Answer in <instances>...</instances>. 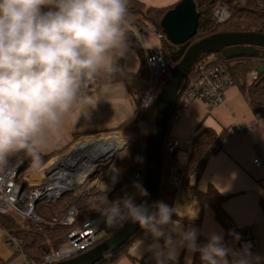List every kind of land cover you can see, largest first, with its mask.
I'll list each match as a JSON object with an SVG mask.
<instances>
[{
    "label": "clouds",
    "instance_id": "obj_1",
    "mask_svg": "<svg viewBox=\"0 0 264 264\" xmlns=\"http://www.w3.org/2000/svg\"><path fill=\"white\" fill-rule=\"evenodd\" d=\"M126 3L0 0V165L19 153L38 164L47 139L60 136L65 116L72 114L77 120L80 112H73L77 101H87L83 109L97 100L85 96V90L99 79L111 84L123 73L118 62L128 51L121 27ZM133 187L140 196L149 195L142 184ZM104 199L107 205L100 211L104 222L113 226L131 221L146 229L152 237L147 250L156 264L175 262L181 248L199 252L201 264L258 260L247 248L230 249L215 232L198 246L197 230H185L174 221V208L163 202L150 211L146 204H136L133 196Z\"/></svg>",
    "mask_w": 264,
    "mask_h": 264
},
{
    "label": "crops",
    "instance_id": "obj_2",
    "mask_svg": "<svg viewBox=\"0 0 264 264\" xmlns=\"http://www.w3.org/2000/svg\"><path fill=\"white\" fill-rule=\"evenodd\" d=\"M140 1L150 6H166L177 2ZM118 63L129 72H136L139 68L138 57L129 47ZM90 97L97 98L95 103L82 109L87 101L77 102L73 107L74 113L80 112L77 120L74 122L72 114L65 116L60 136L47 139L40 158L64 152L81 137L119 131L117 127L128 120L135 109L134 99L121 82L102 85ZM169 125L167 140L177 138L181 143L180 150L168 155L175 157L174 165L185 164L189 139L198 129L209 127L216 132L224 129L230 131L223 150L206 162L196 187L205 191L208 185H213L226 196L223 206L229 216L232 233L216 221L209 205L201 208L196 198L183 189L175 196L173 208L178 216L187 219L174 221H179L185 230L188 227L195 228L197 240L199 236L208 238L213 232L221 234L227 247L234 251L247 248L252 257L258 258L253 264H264V209L260 204L261 200L264 202V167H256L253 163L257 153L264 161V115L256 116L244 95L236 86H232L227 90L224 101L210 108L197 100L189 101L179 118ZM240 128L241 131H235ZM249 233L251 239L240 238V235ZM148 245L144 241L135 243L129 250L135 260L122 258L115 264H156L153 254L147 250ZM193 255L194 252L189 253L187 249L181 248L178 257L182 256L184 262L190 264ZM11 256L12 253L2 252L0 260H7Z\"/></svg>",
    "mask_w": 264,
    "mask_h": 264
},
{
    "label": "trees",
    "instance_id": "obj_3",
    "mask_svg": "<svg viewBox=\"0 0 264 264\" xmlns=\"http://www.w3.org/2000/svg\"><path fill=\"white\" fill-rule=\"evenodd\" d=\"M215 0H196L199 9V18L197 23V32L195 37L191 39V43L196 42L202 38L208 37L214 33H229V32H258L264 34V0H244L245 3H240L239 0H223L229 3L230 16L224 22L215 26L212 18L211 7ZM178 2V1H177ZM175 5V4H174ZM172 5V7L174 6ZM171 6H150L140 0H127L126 8L127 14L147 27L160 28V21L164 14L172 8ZM215 26V27H214ZM126 33L128 40V47L137 55L139 68L136 72H129L123 70V73L119 74L114 83H124L129 94L135 101V109L130 118L122 122L116 130L122 131V134L129 140L133 151H135V143L133 137H138L139 131H143L144 114L146 115L150 108L142 111V96L147 92L149 86V70L145 59L144 52L141 44L135 37L130 29H125L121 25ZM163 56L166 63V73L160 79L158 91L161 89L163 82L168 78L170 69L176 64L177 59H169L166 53L167 46L163 41ZM224 62L227 64L228 71L235 80V86L244 95L248 104L256 114V116L264 115V48H259V53L256 56H241L236 58H225L219 52H205L202 53L196 60L195 64L190 70L188 77L183 80L179 91L182 90L184 84L191 78H195L199 75L200 70L204 67L216 63ZM255 71L256 75L252 80L247 79L249 72ZM108 82L103 79H99L96 83L89 86L85 92V96H92L97 89L102 85H107ZM179 94V93H178ZM77 102H83L78 100ZM174 107V105H173ZM172 107V108H173ZM170 110V113L172 111ZM151 121V120H150ZM149 121V122H150ZM152 126V124H151ZM151 126L148 128V132L151 131ZM170 125L168 123L167 131L162 145L161 165H160V183L156 196V202H163L169 207L173 208V201L177 195V191H171L168 185L165 183L164 173L165 170L173 166L175 157H169L165 152V143L167 142V134ZM144 133V138L147 139L148 133ZM230 136L229 129H224L220 132H216L214 129L204 127L198 129L189 139L190 149L188 151L187 158L184 164V177L182 181V189L190 193L196 198L200 207L209 205L213 211L216 221L224 227L229 233H232L233 229L230 225V219L224 209V202L226 196L218 191L213 185H208L205 191H200L196 187V182L203 174L206 162L210 157L223 150L225 140ZM53 155L41 157L43 162L48 161ZM18 160H22V168L19 180L22 181L23 173L32 166V160L30 157L23 153L16 154L9 158L6 165H0V175L7 171ZM123 168L131 165L130 159L126 158ZM104 168V167H103ZM102 168V169H103ZM94 174L89 181L93 179ZM26 186L27 184L22 181ZM76 194L74 192H66L55 201H49L43 199L39 201L35 206V212L43 219L49 222L57 221L70 207L71 203L75 200ZM81 204L80 201H78ZM261 206L264 209V202L261 200ZM79 219L88 215L93 211L90 200L82 203ZM152 211H155L153 208ZM173 220H186L185 217H180L175 212L172 217ZM0 228H2L6 234L15 238L20 242V250L13 251L12 256L7 260H0V264H18L21 261V257L26 255L30 257L32 261L38 262L44 250H47L45 246H39L43 241L48 240L51 232L45 231L40 227L27 228L19 223L15 217L9 214L0 213ZM167 231V228L165 229ZM116 232V231H115ZM235 232V231H234ZM233 232V233H234ZM144 241L149 244L152 243V237L146 229L140 228L136 233L121 247L109 254L106 258L96 264H115L122 258L134 259L130 253V248L137 242ZM208 238L199 236L197 245L206 244ZM163 243V240H160ZM135 260V259H134ZM168 264H186L179 256L175 262L169 261ZM190 264H201L199 252H194L192 262Z\"/></svg>",
    "mask_w": 264,
    "mask_h": 264
},
{
    "label": "built area",
    "instance_id": "obj_4",
    "mask_svg": "<svg viewBox=\"0 0 264 264\" xmlns=\"http://www.w3.org/2000/svg\"><path fill=\"white\" fill-rule=\"evenodd\" d=\"M244 3V0H239ZM212 18L215 26L227 20L230 16L229 3L223 0H215L211 7ZM125 29H130L141 44L149 70V86L142 97V110L156 108L160 90H157L160 79L166 73V63L163 56V41L167 47L170 42L167 40L161 28L147 27L137 22L126 14L122 23ZM214 26V27H215ZM150 31L152 36L161 42V47H152L144 40V34ZM235 86V80L228 71L227 64L216 62L200 70L197 77L189 79L179 91L177 100L170 113L169 123H174L180 116L182 110L191 100L203 103L207 108L224 101L227 90ZM242 128L235 131H241ZM121 133V132H120ZM142 135V133L140 132ZM125 140V146L120 153H114L105 160H95L86 171V175L78 184L69 188L53 190L50 192L52 182L51 171L46 172L54 159L60 158V154L52 156L48 161L33 165L26 170L22 177L27 185L19 180L22 168V160H18L7 171L0 175V213L9 214L15 217L19 223L27 228L40 227L51 234L48 240L43 241L39 246H45L41 259L38 262L32 261L30 257L23 255L18 264H55L73 257H76L100 244L109 238L115 231L124 225L116 224L109 226L104 222L100 211L107 205L104 196L108 201L118 200L125 195L133 196L136 204L139 203L140 195L136 193L133 185H143L146 170L145 145L139 139L135 142V151L129 140L121 133ZM80 140H76L77 144ZM73 143V145L75 144ZM72 146V145H71ZM70 146V147H71ZM181 148L179 139L172 138L165 143V152L172 155ZM190 147H188L189 151ZM63 153V152H62ZM66 157V156H64ZM126 158L132 162L129 167L123 168L122 161ZM121 161L118 164V161ZM97 162V163H96ZM256 167H264V161L257 153L253 159ZM104 167V168H103ZM79 165L74 166L65 161L60 167V174L73 175L79 170ZM103 168V169H102ZM41 171L47 177L46 182H36L35 174ZM94 174L93 179L89 181ZM168 182L172 191L182 190V179L184 177V163L173 165L168 169ZM58 176V175H56ZM108 191L107 194L102 193ZM66 192H74L75 200L67 211L57 221L49 222L35 212L36 204L53 196L55 201ZM90 195V202L93 211L79 219L81 206L84 197ZM81 204H79V202ZM7 235V240L15 251L20 250V242ZM251 239L250 233L240 235V238Z\"/></svg>",
    "mask_w": 264,
    "mask_h": 264
},
{
    "label": "water",
    "instance_id": "obj_5",
    "mask_svg": "<svg viewBox=\"0 0 264 264\" xmlns=\"http://www.w3.org/2000/svg\"><path fill=\"white\" fill-rule=\"evenodd\" d=\"M198 18L196 0H179L160 21V28L170 42V52L178 57V61L170 69L168 78L161 86L154 125L145 141L146 170L142 186L149 195L140 196L138 204H146L150 211L153 210L159 189L162 145L170 110L177 100L181 83L188 77L196 60L205 52H219L227 59L256 56L259 48H264V34L258 32L214 33L190 44L197 32ZM75 145L76 143L60 156H67ZM50 200L53 201L54 197L51 196ZM140 228L138 224L126 221L115 233L94 248L55 264H96L124 245Z\"/></svg>",
    "mask_w": 264,
    "mask_h": 264
},
{
    "label": "bare ground",
    "instance_id": "obj_6",
    "mask_svg": "<svg viewBox=\"0 0 264 264\" xmlns=\"http://www.w3.org/2000/svg\"><path fill=\"white\" fill-rule=\"evenodd\" d=\"M125 146V140L119 131L109 132L102 137H93V140L85 142L80 140L66 157H60L52 160L46 172L51 171L52 182L50 184V192L69 188L78 184L86 175L87 169L95 160H105L114 153L122 152ZM65 161L74 166L79 165V170L73 175L69 173L60 174V167ZM58 175V176H56Z\"/></svg>",
    "mask_w": 264,
    "mask_h": 264
},
{
    "label": "rangeland",
    "instance_id": "obj_7",
    "mask_svg": "<svg viewBox=\"0 0 264 264\" xmlns=\"http://www.w3.org/2000/svg\"><path fill=\"white\" fill-rule=\"evenodd\" d=\"M176 1H178V0H172V2H176ZM174 4L175 3H172V4H169V5H166V6H168V7L171 6L172 7V5H174ZM143 38H144L145 42L147 43V45H149L150 48H152V47H157V48L161 47V42L158 39H156L155 37H153L150 31H147L144 34V37ZM190 44H191V42H190ZM168 47L166 49L167 50L166 53L168 55V58L169 59H177L178 57L175 56L174 54H172L170 52V49ZM255 75H256V72L255 71H251V72L248 73L247 79L250 81V80L253 79V77ZM158 86H159V84H158ZM157 90H158V87H157ZM141 109H142V107H141ZM142 111H144V110H142ZM155 113H156V109L155 108H150V110L148 111V113L146 115L144 114V124H143V128H142L143 131H139L138 137L137 136L136 137H133L134 143L140 139L144 143V145H145L146 139L144 138V133L147 134L148 128L151 126V124H152V126H151V130H152V127L154 125ZM111 132H116V131H111ZM120 132L122 133V131H120ZM140 132L142 133V135L140 134ZM107 133H109V132L101 133V134H96V135H88V136L81 137L78 140H84L85 142H89L90 143V141L93 140V137H97V136L98 137H102V136L106 135ZM148 133H150V132H148ZM123 162L124 161H122V165L125 166L124 165L125 163H123ZM120 163H121V161L119 160L118 161V164H120ZM164 174H165L164 177L166 179L165 180V183L168 185L169 190H171L170 185H169V182H168V175H169L168 174V171L165 170V173ZM35 175L38 176V178H35V181L36 182H46L47 177L45 175H42L40 170L37 171V173ZM107 192L108 191L103 192L101 196H103L104 194H107ZM88 199H90V195H87L86 197H84V201L83 202L88 201ZM41 229L47 231L44 228H41ZM13 251H14V249L12 248V246L9 243V241L7 240L6 232L2 228H0V253L6 252L7 254L10 255L11 253H13Z\"/></svg>",
    "mask_w": 264,
    "mask_h": 264
}]
</instances>
